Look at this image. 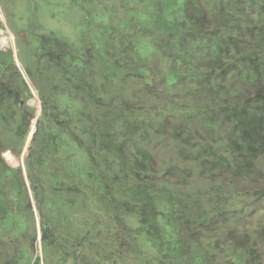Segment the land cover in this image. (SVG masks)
<instances>
[{
    "label": "trees",
    "instance_id": "obj_1",
    "mask_svg": "<svg viewBox=\"0 0 264 264\" xmlns=\"http://www.w3.org/2000/svg\"><path fill=\"white\" fill-rule=\"evenodd\" d=\"M136 6L94 40L30 47L54 102L26 174L2 152L21 153L33 107L1 78L0 125L17 126L0 135V264L38 235L26 176L56 264H117L119 223L138 264H264V0Z\"/></svg>",
    "mask_w": 264,
    "mask_h": 264
},
{
    "label": "rangeland",
    "instance_id": "obj_2",
    "mask_svg": "<svg viewBox=\"0 0 264 264\" xmlns=\"http://www.w3.org/2000/svg\"><path fill=\"white\" fill-rule=\"evenodd\" d=\"M136 3L138 0H10L3 5L0 2V29L2 30L0 36L7 40V45L0 41V82L2 77H5L6 83L12 82L11 87H15L18 93L17 98L30 104L33 107L32 115H34L30 119L29 135L21 153L14 155L11 151L4 150L2 155L5 163L22 168L26 174L25 155L30 140L37 130L39 116L43 111V97L54 102L50 90L51 83L47 79L48 74L44 75L47 72L40 73L41 78L36 75L37 64L34 61V51L31 50L34 48L36 40L43 34H51L75 44L82 37L94 40L99 36L101 27L110 24L119 26L121 21L127 20L129 14L126 11L132 6H136ZM6 65L8 71L4 72ZM13 65H16L17 68ZM31 69L34 71L33 73ZM21 77L29 85L31 95L23 90L24 85ZM60 106L64 105L60 103ZM15 109L17 110L14 108V111H16ZM15 126H17V118L10 120L5 126L0 125V135L2 139L5 138L7 145L10 143L11 130ZM9 157L12 158L9 159ZM25 179L27 189L33 199L38 235L32 237L25 246L19 244L20 251H23L26 246L30 247V251L29 255L17 264H37L38 260L41 261V264H56V250L49 251L46 244L42 242L41 215L27 176ZM253 221L256 222V220ZM117 226L114 233L108 234L109 239L113 241L114 250L117 252L114 261L117 264H138L137 259L130 253L122 256L124 252L119 245L120 239L130 241L133 238V233L128 232L122 223ZM51 229L56 234V227Z\"/></svg>",
    "mask_w": 264,
    "mask_h": 264
},
{
    "label": "bare ground",
    "instance_id": "obj_3",
    "mask_svg": "<svg viewBox=\"0 0 264 264\" xmlns=\"http://www.w3.org/2000/svg\"><path fill=\"white\" fill-rule=\"evenodd\" d=\"M2 34V30L0 29V35ZM0 41L4 42L5 45H7V40L3 38V36H0Z\"/></svg>",
    "mask_w": 264,
    "mask_h": 264
}]
</instances>
